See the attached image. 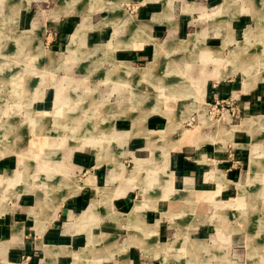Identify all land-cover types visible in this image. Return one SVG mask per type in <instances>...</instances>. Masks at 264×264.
<instances>
[{"label": "rangeland", "instance_id": "374dc122", "mask_svg": "<svg viewBox=\"0 0 264 264\" xmlns=\"http://www.w3.org/2000/svg\"><path fill=\"white\" fill-rule=\"evenodd\" d=\"M4 1L8 3V0ZM16 1L18 5H22V8L30 2L29 0ZM77 1L46 0L42 2L45 8L56 7V13L60 11L68 13L66 19L69 24L66 25V29H63L65 31L63 38L54 39L52 35L47 37L53 28L47 26L48 24L44 21L45 16H43L39 18L40 26L44 29L41 43L36 38L27 41L28 34L32 31H21L16 27V32L21 31V34L19 38H14L15 49H8V38H5L7 41L4 40V46L7 47L0 48V156L7 154L0 158V173L4 169L5 160H10L9 163L14 167L0 174L2 201L6 204L7 202L14 203L15 196L19 198L22 192L27 191L37 194V203L48 205L51 200L41 197L48 196L47 192L53 193L57 185L50 182L53 180L48 178L55 180L57 174H61L60 180L67 185V191L61 200L66 197L67 193L77 191L79 188L77 180L70 172V166L65 165V163L69 164L71 159L63 150L69 148L73 141L75 143L70 147V151L75 148L71 153L72 161L82 166L76 174L77 177L80 179L90 173L97 175L96 186L93 189L94 202L92 201V207L97 214L91 219V223L94 224L95 234L104 233L100 240L104 241L106 246H114V242L109 240L122 243L129 233L137 231L136 228L127 226L124 220L116 219L115 215L110 216L109 212L106 214V208L111 207L114 210L127 212L137 200L129 211V223L132 226L141 227L143 222L138 220V216L143 213L146 206H156L158 197L173 198L169 203L166 201L160 204V208L165 211L161 217V223L164 226L161 241L166 244L146 246V250L137 246L131 247V264H260L261 261L264 264V171L259 170L256 174H252L253 178L258 180V184L253 185V191L252 188H248V185H237V188L231 192L216 191L217 193L213 195L210 191L209 194L207 192L196 194L193 188L177 182H174L175 192L169 193L172 185L170 179L165 180L166 175L162 167L170 149H175L171 151L174 154L179 150L177 148L193 142L194 138L197 142L190 146L201 149L217 139L214 134L218 123L217 118L222 115L223 104L219 98L211 99L208 95L206 84L210 78L221 80L231 75L229 77L232 80L239 85L244 81L247 87L255 85L260 82L259 80H264V6H254L252 2V10L240 9V12L231 19L232 31H230L229 27L219 20L227 14L231 16L235 10V6H219L227 0H175V14L170 20H166L170 24H155V31H153L154 22L152 21V26L146 29L151 36L144 34L145 37H142L143 34L136 33L134 25L151 19L153 11L162 9L161 1L117 0L119 3L122 2L118 14H111L108 7L101 6L91 15H88L84 0L79 2L74 11L67 10L66 3L71 7ZM99 1L87 0L93 5ZM202 1L208 6L202 8L200 5ZM262 1L257 0V4L263 5ZM238 2L243 3L245 0H238ZM18 7L15 8L17 12ZM121 9L125 13L121 12ZM128 14L134 18L128 20ZM47 20H52V17L49 15ZM99 20L101 22L98 23L96 29L91 31L101 30L105 35L101 39L94 38L97 41L93 42L104 44L103 48L112 52L111 59L103 57V52L97 50L93 54L99 63L96 69L89 74L85 70L87 62L81 61L79 65L74 66L71 74L74 78L65 76L67 75L66 69L63 70L58 65L53 68L52 65L55 62H51L46 54L40 53L41 47L59 52L62 56L70 54L71 49H84L90 41L92 42L91 39L89 40L90 36L87 35L86 42H81L74 34L82 35L85 30L83 24ZM6 25L0 23V38L8 34ZM39 31L40 29L37 32ZM14 35L12 34L13 37ZM138 35V43L143 44V48L140 49L147 50L148 54L143 59V64L133 65L142 66L115 67L113 59H125L122 54L124 45L116 46L115 43L135 39ZM256 35H259L260 40ZM55 40H58L59 44H54ZM82 43L87 45L84 46ZM27 44L29 52H24ZM234 47H236L235 51ZM103 48L101 50H104ZM4 49L10 52L5 53ZM83 55H85L84 52ZM186 61H190V65L196 63L199 67L198 75L190 77V81L184 78ZM210 61L215 65L211 71L208 70ZM152 62V66L147 67ZM52 69L54 70L51 71ZM108 69L114 72L112 77L106 76ZM42 73L48 74V77L44 78ZM62 78L65 79L63 82L65 86L56 91V87L50 84H57ZM212 81L214 80H209V82ZM42 82L46 83V88L37 87ZM127 84L129 86L126 88ZM116 85L122 91L117 90ZM52 93L53 95L56 93V97L53 98L52 107L49 105L51 109L39 107L40 104L37 102L39 98L42 95L43 97L51 96ZM86 94H90L87 95L88 98H82ZM166 98H169L177 109L164 108L162 105L165 104ZM156 112H162L168 116L169 124L163 131L146 130L148 148H143L146 137L139 138L138 147L141 149L136 150V155L149 159L135 156V164L134 158L125 154L121 156L125 169L121 164L115 165L116 156L113 155V160L110 159V163L114 161L112 165L116 168L117 176L130 182L116 192V196L125 195L137 185L127 195L128 205H124L122 209L119 199L107 202L104 198V191L115 187L122 181L112 175L109 176L107 164L97 165L98 152L103 146L106 145L107 148L110 144V147L112 146V149L116 151V148L120 149V146L114 143L113 138L124 140L120 139L115 132L104 130L103 124H107L108 127L110 122L109 119V121L104 119V115L107 113L106 116L111 120L117 115H125L113 120V127L117 130L129 129L134 116V130L140 131L142 127L145 129L144 122L147 116ZM135 114L138 115L135 116ZM224 116L226 117L227 114ZM258 117L259 120L264 119L263 115ZM181 118L183 120H180ZM238 121L239 118L233 115V122ZM49 123L50 127H48ZM165 124L166 118L162 127ZM80 125L85 129L88 125L91 126L83 132L84 134L88 132L87 134L76 137L74 134L81 131ZM65 128H68V133L63 132V130L66 131ZM257 140L263 142L264 137H259ZM76 147H83V149ZM182 148L186 150V146ZM253 148L252 158L254 160L258 147L254 144ZM161 154L163 159H161ZM100 157L109 160L107 153H101ZM263 158L264 153L260 156V160L262 161ZM242 162L244 170L241 180L244 184L250 180L249 163L247 160H242ZM59 163H64V165L56 166ZM26 165L29 166L27 169H30L27 172ZM261 171L262 174L259 177ZM49 173L50 176H48ZM212 174L217 175L213 172L211 177ZM73 180L76 182L70 183ZM133 181L136 182L135 185L132 184ZM81 183H83L82 179ZM140 185L142 191H140ZM215 188V186H197L198 190L201 189L200 191H213ZM143 191H146V195ZM236 192L237 195L231 199L219 201L228 199ZM4 193L8 195L4 196ZM32 196L35 195L25 194V200H31ZM123 214L122 218L126 216ZM218 223H221V227ZM137 234L140 232L137 231ZM76 236L78 238L73 242L76 247L73 253L91 244L90 236L88 239L86 233L80 232ZM30 237L31 235L27 238ZM55 239H57L55 242H59L61 238L54 237L49 240L54 242ZM259 242H262V247L252 250V244L258 246ZM119 248L122 249V246L119 245ZM134 254L136 256H133ZM78 256L79 264H99L98 259L92 254H78ZM69 257L70 259L64 264H70L72 256ZM116 257L118 258V254L114 253L111 261H114ZM130 262L128 255L122 253L121 260L116 264H130ZM104 264H110V261Z\"/></svg>", "mask_w": 264, "mask_h": 264}, {"label": "crops", "instance_id": "0c3cea01", "mask_svg": "<svg viewBox=\"0 0 264 264\" xmlns=\"http://www.w3.org/2000/svg\"><path fill=\"white\" fill-rule=\"evenodd\" d=\"M29 1H30L29 5H26L25 7L22 8V5L21 4L18 5L16 0H8V3H4L5 2L4 0H0V23H2L3 25L7 24L6 26L8 27L7 36L0 38V48L5 47L4 40L7 41V39L5 38H8V42H7L8 49L9 50L15 49L16 46L15 39H17V37L19 38L21 34L20 32L23 30L32 31L29 32L27 41L36 38L41 43L43 39L42 33H44V29L42 26H40L41 21L39 20V18L43 16H45L44 21L46 22V24H48L47 26L53 28L48 33L47 37L49 35H52V38L54 39L55 38L61 39L63 38L62 36L65 35V31H63V29H66V25L68 26L69 24V22L66 19L68 17V13L65 14L63 13V11L56 13L55 10L56 7L54 8L52 7V9L45 8L42 2L46 0H29ZM80 1L81 0H78L77 3L71 7L68 5V3H66L67 10L74 11ZM100 1L95 5H93L92 2L88 3L87 0L83 1L85 2L84 5L88 8V15H91L101 6L108 7L111 14L112 13L118 14L120 12V11L118 12V9H120V3L122 2L119 3L117 0H100ZM139 1L142 2L161 1L162 9L160 11H153L151 19H148L147 21H141L140 23L138 22L137 24H135L134 29L137 31L136 33L140 35L143 34L142 37H145L146 34L148 35V37H150L151 35L147 33L146 29L150 28L153 22H154L153 31H155V24H161V23L170 24V22L166 20H170L172 16H174L175 14V8H174L175 0H139ZM263 1H262L263 5H261V4H257V0H245V2L243 3H239L238 0L237 1L233 0L232 2L231 0L230 1L227 0L226 2H223L219 6L226 7L231 5V6H235V10L231 16L227 14L222 18H220L219 20L223 24L225 23L229 27V30L232 31L231 19L234 18L240 12V9L248 8L249 10H252V2H254V6H264ZM200 5L202 8L208 6L205 3H203V1L201 2ZM16 7L19 8L18 12L15 11ZM4 9H6V11H3ZM72 11H68V12L72 13ZM121 12L125 13L123 9H121ZM165 14L168 15L166 16ZM49 15L52 17V20H47ZM128 16H129L128 20L134 18V16H131L130 14H128ZM109 17L111 18L112 16ZM115 17H119V16H115ZM108 18H104V19H108ZM99 22L101 21L99 20L94 23H90L88 21L82 25L87 32H85L84 30L82 35L74 34V36H77V40H80L81 42L83 41L86 42L87 35L88 37L90 36L89 40L91 39L92 42L90 41L88 45L86 44L87 46L84 43H82L84 46H86L84 49L82 48L81 49L78 48V50L71 49L70 54L62 56L59 52H55L53 50H49L44 47H41L40 53L46 54V56L51 60V62H55L54 65H52L53 68L58 65L59 67H62L63 70L66 69L65 73L67 75L65 76L74 78L71 76L72 72L74 71V66L79 65L81 61L87 62V66L85 70L88 71L89 74L90 72L96 69V66L99 63L98 62L99 60L97 58H94V54H93L96 53L97 50L103 52V57H107L108 59H111L110 55L112 52H108L107 49L103 48L105 46L104 44L93 42V41H97L94 40V38L97 39L99 37V39H101L105 35L101 30L95 32L91 31L92 29H96ZM103 26L106 27V25ZM16 27L21 29V31L16 32ZM104 27H100V28H104ZM35 28H36V33H35ZM39 29H40L39 31L40 34L37 32ZM12 34H15L14 37L12 36ZM250 34L252 36L251 30H250ZM256 36L260 40L259 35ZM137 38H139V35L135 36V39L132 38L133 39V40L131 39L132 41L124 40L123 43L122 42L115 43L116 46L122 44L124 45V47H122L123 49L122 54H124L123 56L125 57V59L122 60L113 59L112 61L115 67L117 68L121 66L123 67L124 65L127 66L132 65V67L142 66V65L139 66L133 65L136 63L143 64V59L146 58L148 54L147 50L140 49L141 47L143 48L142 46L143 44L138 43ZM61 43L62 42H60V44ZM54 44H59L58 40H55ZM236 47H234V51ZM26 48L27 49H25L24 52H29L28 44ZM101 48H103L104 50H101ZM4 52L8 53L10 51H6L4 49ZM83 52L85 55H83ZM56 62H58V64H56ZM152 64L153 62L148 64L147 67L152 66ZM184 65H185L184 67L186 68L184 78L186 80L190 81L189 79L190 77H194L198 75L199 67L196 65V63L190 65V61L189 62L186 61ZM132 67L131 69H134ZM214 68H215L214 63L210 61L208 63V70L211 71ZM53 70L54 69H52L51 71ZM113 73L114 72L112 71V69H108L106 76L112 77ZM42 74L44 78L48 77L47 76L48 74L46 73H42ZM229 76L221 80L217 78H210L209 80H214V81L209 82L208 80L206 84V91L210 96V98L211 99L215 97L219 98L223 104L222 115L221 117L217 118L218 123L214 134V136H216L217 139L211 141L210 142L211 144H209L208 146L201 147V149H199L198 147L193 148V146H190L197 142L196 138H194L195 140L193 142L187 143L180 147L182 148L186 146V150L183 148L182 149L177 148L179 150H177L176 153L172 154L171 151L175 149H170L167 159H164L162 167H164V173L166 175L165 180L167 178L170 179L172 185V188L169 191V193L173 191L175 192L174 182L175 183L177 182L179 184H184L189 188H193L196 194H200V193L205 194L206 192L209 194L211 192L213 195L217 192H223V193L231 192L232 190L237 188V185L238 186L248 185V188H252L253 191L255 184L256 185L258 184V180L254 179L252 174L257 170L264 171V162L262 163L264 158L262 161L260 160V156L264 153V141L263 142L259 141L261 139L257 140L259 137H264V127L263 128L260 127V124L258 123L259 120L258 116H262V115L264 116V80H259L260 82H257L255 85H250L247 87L244 85V81L241 82L239 85V83L232 80V78ZM64 80L65 79L62 78L61 82L57 84L51 83L50 85L55 86L56 87L55 89L57 91L58 88H62V86H65L63 83ZM127 86H129V84L126 85V88ZM37 87L46 88L47 85L45 82H42ZM116 88L117 90L119 89L117 85ZM119 90L122 91V89ZM56 93H54V95L52 93V95L48 97H43V95L45 94L43 93V95L39 98V101H37L40 104L38 106L41 108L51 109L53 104V98L55 99ZM87 95L90 94H86V96H83L82 98L85 97L88 98ZM164 103L165 104L162 105L164 108H171V107L176 108L175 105L169 101V98H166L164 100ZM49 105H51V107H49ZM225 114H227L226 117L224 116ZM106 115L107 113H105L104 119L107 120L109 119L110 122L108 127L106 126L107 124L105 125L103 124L104 130L106 131L111 130L112 133L115 132L120 139H124V140L113 138L114 143H118L120 146V149L116 148V151L112 149L113 148L112 146L110 147V144L108 145L109 148L108 147L106 148V145L103 146V148H101L100 151L98 152L99 158L97 159V165L107 164L109 176L111 177L112 175L113 177H116L122 181V183L118 185L116 184L115 187H112L107 191H104L105 194L104 198L106 199L107 202L108 200L111 201L112 199H119L118 201L120 208L122 205V209H124L123 206L128 205V201H126L127 195L137 185H135L136 182L133 181L132 184L135 185L134 188L130 189L128 193H126L125 195L116 196L115 193L118 192L122 187H125L130 182L124 178L117 176L118 173L116 172V168L113 167L112 165L114 161L113 163H110V159H112L113 155L116 156V159H114L116 162L115 165H117V163L121 164L123 169H125V163L121 160V156H124L125 154L131 155L134 158V160H135V156L141 159H149L136 155V150L141 149V147H138L140 144L139 138L142 136L146 137L145 146L143 148H148L146 130L163 131L165 128H167L169 124V118L162 112L151 113L149 114V116H147L144 122L145 129H143L142 127L140 131H135L134 116L132 119L133 123L131 124V127L129 129L117 130L114 129L113 127V120L116 117L117 118L124 117L125 115L122 116L117 115L112 120ZM126 115H128V113ZM137 115L135 114V116ZM233 115H235L236 118H239L238 122L236 123L233 122ZM165 118H166V124L164 125V127H162ZM180 120L183 119L181 118ZM238 125H243V126L234 127ZM90 126L91 125H88L87 128L85 129L83 126L80 125L81 131L78 134H74V136L77 137L87 134L88 132L85 134L83 132H86L88 127ZM48 127H50V123L48 124ZM65 129L66 131L63 130V132L68 133V128ZM70 129L71 128H69V130ZM197 134L198 132L195 134L196 137ZM74 143L75 142L72 141L70 147L73 146ZM82 144H84V142H82ZM254 144H258L256 159H254V160L258 159V162H255L252 158L254 155V148H253ZM11 145H13L16 148H20L15 146L14 144ZM70 147L63 149L65 152H67V157H70L71 159V162H69V164L65 163V165L67 167L70 166V172L73 173L75 179L77 180V184L79 186L77 191L72 193H67L66 197L61 200L65 191H67L66 188L67 185H65L60 180L61 174L60 175L57 174L55 180L53 178L47 177L48 179L53 180L50 182H53L57 185L53 193L47 192L48 196L41 197L42 199L47 198L51 200L50 204L48 205L47 204L42 205V203L41 204L37 203V198H38L37 194L27 191L22 192L19 198L14 195L16 198V201L14 203L7 202L6 204L5 201H2V198H0V264H64L66 260L70 259L69 256H72L71 258L72 261L70 262V264H74L75 261L76 264H79L80 262L78 260L79 258L78 254H86V255L92 254V256L94 255L93 257L98 259L99 264L100 263L104 264L109 261L110 264H116L119 260H121L122 253L124 255L125 254L128 255L131 264L132 263V254L130 250L131 247L137 246L146 250L145 248L146 246L166 244V242L161 241L163 236L162 231L164 230V226H162L163 224L161 223L162 220L161 217L163 216V214H165V211L160 208V204L165 203L166 201H168L169 203L173 199L171 197L164 199L158 197L156 206H146L143 210V213L138 216L139 218L138 220L140 221L142 220L143 222V226L141 227L136 225L132 226L129 223L130 222L129 211L133 208L137 200L134 201L133 205L128 209L127 212L114 210L111 209V207L106 208V212H105L106 214L109 212L108 214H110V216L115 215L116 219H120L122 221L124 220V223L127 226H129L130 228H136V230L139 231L140 234H137V231L133 233H129L128 236L124 238L122 243H119L117 240L107 239L109 241L114 242V246H110V245L106 246L104 241L101 242L100 237L103 236L104 233L95 234L94 224L91 223V219L94 218V216L97 214L95 212V209H93L92 207V201L94 198L93 189L94 186H96L95 182L97 181V175L96 173H90L89 175L80 179L77 177L76 174L78 171L82 169V166L72 161L71 153L75 148L70 151ZM76 148L83 149V147H76ZM116 152H121V153L118 154ZM101 153H107L109 160L102 159L100 157ZM2 156H0V158ZM161 159H163L162 154H161ZM242 160L244 161L247 160V162L249 163L250 180H248V182L244 184L241 180L244 170L243 166L241 165L243 163ZM9 161L10 160H5V163H3L4 169L0 174L5 172L6 169L14 168L9 163ZM59 161L63 162L64 160H59ZM135 164H136V160H135ZM63 165L64 163L56 164V166H63ZM244 166H246V164ZM28 167L29 166L26 167V172L30 170L27 169ZM50 167L52 166L50 165ZM96 167H100V166H96ZM262 171L259 174V177L262 174ZM213 172H216L217 175L212 174L211 177V173ZM27 175H29V173ZM48 176H50V173ZM81 179L83 180V183H81ZM74 182L76 181L73 180L70 183L73 184ZM53 185L54 184H52V186ZM197 186H204V187L215 186L216 188L213 191L212 190L200 191L201 189L198 190ZM139 187H140V191H142L141 185ZM165 188H167V186ZM162 191L163 190H161V192ZM237 192L234 195L230 196L228 199L226 200L220 199L219 201L220 202L227 201L232 197H234L235 195H237ZM30 193L35 196H32L33 200L28 199V201H26L25 194L31 195ZM144 194L146 195V191L144 192ZM7 195L8 194L4 193V196ZM11 195L13 194L11 193ZM144 199L145 196L143 200ZM151 199L153 198L151 197ZM143 200H139V201H143ZM211 204L214 203L211 202ZM219 212L220 211L218 210V213ZM122 214L126 216L122 218L121 217ZM153 216L155 217L153 218ZM221 223H218L220 227H221ZM80 232L86 233V237L88 236V239L90 236L89 241L91 242V244H88L87 246L81 248V250H79L78 252L73 253V251L76 249L73 242L77 240L78 237L76 235ZM234 233H236V231ZM30 235L31 237L27 238ZM54 237H60L61 239L58 240L59 242H55L57 241V239H55L54 242H50L49 239ZM232 244H233V240H232ZM261 244L262 242L261 243L259 242L258 246L257 245L253 246L252 244V250H254V248L260 247ZM119 245L122 246V249L119 248ZM152 251H156V250H152ZM114 253L118 254V258L116 257L114 258V261H111ZM74 255L76 256L73 257ZM133 256H136V254H134ZM260 264H263V262L261 261Z\"/></svg>", "mask_w": 264, "mask_h": 264}, {"label": "bare ground", "instance_id": "6f19581e", "mask_svg": "<svg viewBox=\"0 0 264 264\" xmlns=\"http://www.w3.org/2000/svg\"><path fill=\"white\" fill-rule=\"evenodd\" d=\"M245 64V63H244ZM206 76V75H205ZM258 123L260 124V126H264V119H261V120H259L258 121ZM254 124H256V123H254ZM47 142V141H46ZM36 143V142H35ZM45 144V143H44ZM51 144V143H50ZM37 145V144H36ZM38 146V145H37ZM42 147V146H41ZM256 147H258L257 146V144H256ZM46 149V148H45ZM33 151V150H32ZM45 151V150H44ZM41 152V151H40ZM46 152V151H45ZM37 153V152H36ZM256 162H258V160H256ZM47 165V164H46ZM26 166H28V165H26ZM43 167V166H42ZM46 171V170H45ZM259 170H257V171H255L254 172V174H256L257 172H258ZM18 173V172H17ZM260 174V173H259ZM6 178V177H5ZM1 184V183H0ZM240 186H242V185H240ZM242 191V190H241ZM45 263V262H44Z\"/></svg>", "mask_w": 264, "mask_h": 264}]
</instances>
